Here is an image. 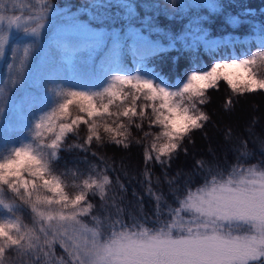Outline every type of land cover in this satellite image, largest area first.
Wrapping results in <instances>:
<instances>
[{
    "label": "trees",
    "instance_id": "obj_1",
    "mask_svg": "<svg viewBox=\"0 0 264 264\" xmlns=\"http://www.w3.org/2000/svg\"><path fill=\"white\" fill-rule=\"evenodd\" d=\"M40 1L48 9L66 7L75 11L94 26L116 29L122 38L128 36L124 33L125 26L139 27L140 33L153 42L147 46L138 43L133 55L129 48L131 38L125 39L123 48L115 54L109 52L110 41L98 46L94 39L47 38L44 72L37 74V85L34 89L26 88L27 91L58 95L64 82L77 84L80 79L76 75L84 69L93 79L103 78L95 86L91 101L101 115L89 119L80 112L81 105L73 103L66 119L54 124V132L45 141L47 146L60 134L61 124H70L76 118L86 121L64 133L56 149L48 147L46 177L57 179L69 198L81 191L85 193L81 207L90 203L93 208L86 217L78 218L94 231L101 243L111 239L113 232L143 228L154 234L161 229L166 231L169 224L175 225L174 232L181 227L186 231L189 226L194 231H204L205 219L182 210L181 201L212 179H239L248 169L264 171V91L240 94L231 91L224 81L206 90L204 103L197 107L208 119L179 141L175 152L157 161L151 147L163 142V138L156 139L162 129L152 122L153 112L160 108L158 101L150 99L142 89L121 85L112 78L125 76L137 65L138 69L145 68L141 72L153 83L176 90L193 71H206L218 61L239 60L253 50L254 54L264 51V0H213V6L199 3L186 8L170 0ZM196 35L217 40L203 45ZM253 71L264 79V61L257 60ZM110 86L118 91L117 95L106 94ZM33 95L27 94L20 107L22 111L36 100ZM178 100L182 107L190 103L187 94ZM128 111L144 116L121 117V113ZM121 123L127 139L117 144L103 132L102 126L116 128ZM91 124L99 128L102 137L99 142H87ZM146 156L150 158L146 160ZM102 176L109 179L103 197L99 190L83 187L85 180H98ZM25 178L31 179L28 175ZM32 193V202L37 195L54 198L53 193L42 187ZM0 201L1 207L20 220L33 244L31 249L6 250L3 264H80L69 246L66 245L67 251L61 247L53 220L46 219L48 214H70L71 209L56 203L37 204V211L44 213L41 217L32 211V202H25L4 186H0ZM217 224L224 234L249 232L246 224L227 221Z\"/></svg>",
    "mask_w": 264,
    "mask_h": 264
},
{
    "label": "snow or ice",
    "instance_id": "obj_2",
    "mask_svg": "<svg viewBox=\"0 0 264 264\" xmlns=\"http://www.w3.org/2000/svg\"><path fill=\"white\" fill-rule=\"evenodd\" d=\"M127 7V5H124ZM6 19L0 15V22ZM14 21L9 19V24ZM27 31V30H26ZM35 33L36 29L33 28ZM92 37L98 46H104L111 42L109 52L118 53L123 48V41L131 38L132 44L129 46L134 55L137 44L147 46L150 42L145 36L139 34L138 30H133L129 36L121 37L119 33L102 35L92 33ZM2 40H0V50H2ZM257 60L264 61V51H259L249 58L233 60L227 63H215L210 70L203 72L193 71L188 76L187 82L176 92L166 91L165 88L154 86L150 79L133 78L128 76L116 75L112 79L121 85H131L138 91L146 90V96L150 99L161 101L160 108L154 113V124L162 129L156 139L163 138L160 144L153 143L151 151L156 153L157 161L161 157L170 155L179 147V141L183 140L192 130L202 127V122L208 117L198 109V104L204 103L206 90L218 86L220 81H224L231 91L244 94L264 91V79L257 77L253 71V66ZM106 94L115 96L118 91L114 86L106 89ZM187 94L190 103L188 106L181 107L179 103H172L173 97H183ZM70 96L82 102L80 112L86 113L89 119L101 115L92 106V98L82 92H72ZM72 100L60 104L59 113L47 119L51 121L53 117L63 118L67 115L69 104ZM142 117L141 113L123 112L121 117L129 115ZM86 123L82 118L72 119L71 123H64L59 126L60 134L48 147L56 149L61 136L66 132L73 131V126ZM44 125L36 124L40 129ZM103 132L117 144H122L126 136L124 124L116 128L102 126ZM137 127L139 125L137 124ZM51 131V124L48 125ZM87 142L93 140L99 142L102 137L96 124H91L88 128ZM39 134V133H38ZM126 147L127 144H124ZM56 155L55 151L52 156ZM150 157L146 156L145 159ZM27 173L29 178L23 175ZM47 165L42 159L38 158L25 148H17L13 151L12 157L0 162V186L6 187L10 192L25 199V202H32V190L38 187L47 189L53 193L54 198H44L36 196L32 202V211L43 217L44 213L38 212L37 204L53 203L62 204L65 209H71L70 214L60 213V221H75L77 216L86 217L92 204L81 207L85 201V193L81 191L73 198L65 195L61 189L59 181L55 178H47ZM39 182V183H38ZM109 184L107 176L100 179H88L83 182V187L88 190H99L101 197L104 189ZM0 203H3L0 201ZM7 207V205H5ZM181 209L195 213L197 217L205 219L202 225L204 231H194L192 227H183L173 231L174 224H169L167 230H159L154 234L147 229L139 231L123 230L113 232L111 239L99 243L93 240L90 247H86L84 256L76 257L80 264H264V171L257 173L252 169L246 170V174H241L239 179L217 181L212 179L210 183L199 189L195 193H188L186 198L181 201ZM52 214H48L46 219L53 220ZM210 221L211 223H208ZM227 221L238 222L248 225L249 232L244 235H233L231 231L224 234L217 222ZM83 230L87 231V226L82 225ZM13 232L16 234L14 235ZM93 235H96L95 233ZM32 237L29 232H21L17 223L0 222V264H3L6 250H26L31 249L33 244L30 242ZM61 247L68 250L63 241ZM71 255V252H69Z\"/></svg>",
    "mask_w": 264,
    "mask_h": 264
},
{
    "label": "rangeland",
    "instance_id": "obj_3",
    "mask_svg": "<svg viewBox=\"0 0 264 264\" xmlns=\"http://www.w3.org/2000/svg\"><path fill=\"white\" fill-rule=\"evenodd\" d=\"M181 8L194 7L195 4H206L213 6V0H170ZM0 15H4L6 19L0 22V40H2V50H0V162L12 157V153L17 148H25L32 154L42 159L44 163L49 157L50 151L45 141L54 132V124L57 121L65 120L63 118L53 117L51 121L47 118L53 116V113H59V106L62 103L72 100L71 104H86L70 96L72 92H82L92 98L95 86L102 80V76L98 79H93L89 71L83 70L76 78L80 79L77 84L64 82L58 95L51 96L50 94L41 92L32 93L33 88L37 85V74L41 75L43 71V55L44 45L47 38L58 37L61 40L71 38L74 40L85 41L93 39L92 33L102 35H110L116 33V29H107L101 25L94 26L86 20H82L79 14L75 11H68L67 8L48 9L43 1L40 0H0ZM9 19L13 20V24H9ZM143 24L147 27L148 24ZM36 32L33 33L32 29ZM139 28V27H138ZM137 27H126L124 33L129 36L133 30H138ZM27 30V31H26ZM158 30V29H155ZM150 43L151 39L145 34ZM201 44L206 45L208 42L216 41L217 39H204L196 35ZM254 55V50L248 55L240 58L245 59ZM229 61H218L215 63H227ZM214 63V64H215ZM212 65L208 68H210ZM36 69H41L36 72ZM144 67L133 68L125 76L141 80L149 79L145 73ZM207 71V70H206ZM44 72V71H43ZM192 73V72H191ZM189 73L178 89L170 90L160 83H153L154 86L165 88L166 91L176 92L183 87L187 82ZM48 78H51L49 73H46ZM151 80V79H150ZM143 90V89H142ZM146 93V90H143ZM28 93L35 95L36 100L31 104L25 105V110L20 108L25 102V97ZM33 95V96H34ZM158 101V100H157ZM172 103H181L178 97L172 98ZM161 105V101H158ZM70 106V104H69ZM182 107V106H181ZM69 109V108H68ZM163 110V109H162ZM41 123L44 126L40 129L36 128V124ZM51 124L52 130H48V125ZM39 133V134H38ZM27 176L25 172L23 174ZM53 219V226L56 229V234L61 241L71 249L73 255L77 257L84 256V249L90 247L93 240L101 243L97 235H93L94 231L87 227V231L83 230V224H77L75 221H60L56 214ZM76 220L79 221L78 216ZM0 222L17 223L21 232H25V228L20 220L12 213L6 211L0 205ZM15 235L16 233L13 232Z\"/></svg>",
    "mask_w": 264,
    "mask_h": 264
}]
</instances>
